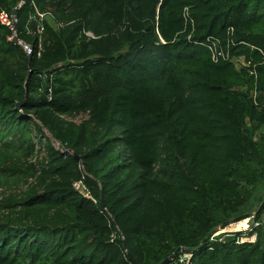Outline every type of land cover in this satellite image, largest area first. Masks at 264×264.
I'll list each match as a JSON object with an SVG mask.
<instances>
[{
  "label": "trees",
  "instance_id": "16d2710c",
  "mask_svg": "<svg viewBox=\"0 0 264 264\" xmlns=\"http://www.w3.org/2000/svg\"><path fill=\"white\" fill-rule=\"evenodd\" d=\"M21 1L0 0L32 50L0 25V186H26L0 197V264H264V0ZM228 29L245 67L204 47Z\"/></svg>",
  "mask_w": 264,
  "mask_h": 264
},
{
  "label": "built area",
  "instance_id": "2783aa9c",
  "mask_svg": "<svg viewBox=\"0 0 264 264\" xmlns=\"http://www.w3.org/2000/svg\"><path fill=\"white\" fill-rule=\"evenodd\" d=\"M36 16H37V20L39 23L35 28L34 35H38L39 37H41L43 34V26L41 25V22L44 18L50 17L51 14L49 11H47L44 13H36ZM17 23H18V19L16 18L15 15L12 16L8 13L0 12V25L7 28L11 32V37L9 38V40H11L14 36H16ZM58 26H61V25L58 24ZM85 35L88 38H94L90 33H85ZM234 46L235 44L232 40V30L231 29H228L227 36L224 41H221L220 39L215 38V37H209L204 44V47L208 50L210 54V59L213 63L217 64L220 61H231L232 63L235 64L237 63V61H239L241 63L240 66L245 67L246 65L243 64V61L241 59L242 57H238L237 59H234L233 57H231L230 48ZM22 47L26 51L28 50L27 46L23 45ZM72 186L76 192L87 197V194L85 193V188L81 181L73 183ZM251 218L253 219V217ZM253 221H252V224H250V227L247 228L249 229V231L251 229V225L255 224L253 223ZM221 231H218L214 235H212L211 239L221 234H224V232L221 233ZM119 238L120 240H122V237H119ZM247 239L248 238H240L237 242L238 243L248 242L246 241ZM112 241L113 240H111V242ZM191 258H192V253L181 251L175 259L174 258L169 259L168 264H190Z\"/></svg>",
  "mask_w": 264,
  "mask_h": 264
},
{
  "label": "rangeland",
  "instance_id": "374dc122",
  "mask_svg": "<svg viewBox=\"0 0 264 264\" xmlns=\"http://www.w3.org/2000/svg\"><path fill=\"white\" fill-rule=\"evenodd\" d=\"M84 119H86V116L82 115V116H79L76 118H72L71 120L76 122V123H79V122L83 121ZM58 149L62 150L60 147ZM34 161H35V159H32V162H34ZM25 187L26 186L22 185V184H19L17 186L10 185V187H7L5 185L0 186V197L2 196V194L9 193L12 190H14L15 192H22V190H24ZM263 195L264 194L261 193L259 196H257L256 199L261 198ZM257 209H258V207H257V200H256L253 203V209L251 211V215L249 218H246V219L241 220V221L236 222V223L229 224L224 230L221 231V233L224 232V234H233V233H247V232H249V229H247V228L250 227V224H252V221L254 220V215H255V212L257 211ZM251 217H253V219ZM261 219L264 222V214L262 215ZM246 241L254 242L255 236L248 238Z\"/></svg>",
  "mask_w": 264,
  "mask_h": 264
},
{
  "label": "water",
  "instance_id": "95a60500",
  "mask_svg": "<svg viewBox=\"0 0 264 264\" xmlns=\"http://www.w3.org/2000/svg\"><path fill=\"white\" fill-rule=\"evenodd\" d=\"M27 1H29V0H22L21 3L24 4V3H26ZM17 9H18V8L13 9V10L10 12V15H12V16L15 15L16 12H17ZM11 42H12L13 44H15V45L23 46V45L20 43V41L18 40V38H17L16 36H14V37L11 39ZM26 52H27L28 55L30 56L32 50L28 49ZM29 76H30V73L27 75V78H28ZM24 87L26 88V85H24ZM26 98H27V92L25 91L24 98H23L22 102H20V103L17 105V110H20L21 106L26 102ZM73 158H74V160H75L76 162H79V161H80V157H79V156L73 155ZM99 208L102 209V210L105 208L101 198H100V200H99ZM179 251H180V249H177V250L174 252V254H177ZM129 259H130V261L132 262V264H137L132 258H129ZM168 263H169V258L163 260V261L160 262L159 264H168Z\"/></svg>",
  "mask_w": 264,
  "mask_h": 264
}]
</instances>
